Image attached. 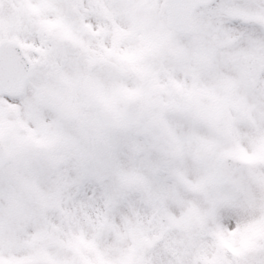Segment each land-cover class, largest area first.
Segmentation results:
<instances>
[{"label": "snow or ice", "instance_id": "snow-or-ice-1", "mask_svg": "<svg viewBox=\"0 0 264 264\" xmlns=\"http://www.w3.org/2000/svg\"><path fill=\"white\" fill-rule=\"evenodd\" d=\"M0 264H264V0H0Z\"/></svg>", "mask_w": 264, "mask_h": 264}]
</instances>
